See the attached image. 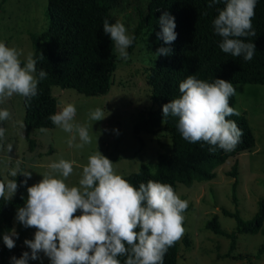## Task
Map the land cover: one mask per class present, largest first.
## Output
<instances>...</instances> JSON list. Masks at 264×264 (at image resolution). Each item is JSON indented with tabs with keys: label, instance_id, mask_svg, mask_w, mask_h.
I'll return each mask as SVG.
<instances>
[{
	"label": "clouds",
	"instance_id": "9594fccd",
	"mask_svg": "<svg viewBox=\"0 0 264 264\" xmlns=\"http://www.w3.org/2000/svg\"><path fill=\"white\" fill-rule=\"evenodd\" d=\"M258 0H211L209 7L223 3L213 21L214 32L222 37L220 49L234 57L249 61L254 57L256 45L244 38L255 36L253 18ZM161 32L158 38L166 44L177 39L175 17L165 12L159 19ZM103 31L109 35L119 56L128 59L127 49L135 37L128 34L125 25L117 21L103 22ZM171 49L161 47L156 56L168 55ZM22 50L0 41V104L14 95L28 101L38 94L40 80L47 77L43 70L36 76V60L29 53L22 64ZM41 56L43 54L41 53ZM179 98L163 105V121L169 115L178 117V129L190 143L204 142L210 145V152L216 147L233 151L243 136V131L234 120L227 117L239 115L230 106V97L236 95V88L229 81L215 79L208 82L189 75L179 83ZM76 107L73 104L61 106V110L49 116V120L67 133H76L80 143H74L77 136H71L69 147L83 148L92 143L88 127L74 123ZM103 109L90 110L89 119H105ZM12 120L7 108H0V122ZM162 121V122H163ZM41 132L47 131L41 128ZM6 129L0 127V148H5ZM13 145L8 143L6 151ZM73 163L64 159L53 162L49 167L53 174L27 187V201L20 207L16 219L25 228H35L34 239L24 241L31 252H23L20 258L13 256L12 264H28L43 253L50 264H121L118 259L125 256L124 264H164V256L174 246L185 229L184 213L188 202L182 200L170 184L155 180L133 186L117 174L113 162L97 151L88 157L83 166L78 186L69 187L65 182L73 173ZM23 175V181L31 178L30 171H19V161L8 170V175ZM16 179L0 180V198L11 199L18 190ZM80 211L81 215H75ZM138 229V230H137ZM18 232L13 228L3 235V242L9 250L15 247Z\"/></svg>",
	"mask_w": 264,
	"mask_h": 264
},
{
	"label": "rangeland",
	"instance_id": "374dc122",
	"mask_svg": "<svg viewBox=\"0 0 264 264\" xmlns=\"http://www.w3.org/2000/svg\"><path fill=\"white\" fill-rule=\"evenodd\" d=\"M110 1L111 22H122L128 34L135 37L132 50L130 47L127 49L128 59L121 58L115 47L118 63L110 92L105 96L86 97L75 90L53 89L59 99L58 111L69 103L76 107L74 123L88 127L91 144L83 148L69 147L67 141L73 135L77 136L74 143H80L78 135L55 126L45 132L40 129L30 131V139L34 141L31 147L24 126V98L14 95L0 104V108H7L12 114V120L0 122V127L6 129L5 148H0V171L3 179H13L8 175V170L19 161V171L32 173L27 185L23 184L25 200L28 197L27 187L40 182L45 174L55 175L49 165L60 159L74 162L73 173L65 181L71 187L78 186L83 166L87 164L89 155L97 151L113 162L117 174L125 177L139 171L143 165L155 172L160 154L166 146L171 145L170 133L165 129L159 130L156 135L135 134L136 124L147 117L153 107L147 77L148 70L155 66L159 58L155 55L159 49L156 30L151 27L139 29L144 19L142 15L146 14L151 0ZM47 8L48 0H0V41L22 50L20 59L23 63L29 53L34 59L31 36H41L48 29ZM234 87L235 109L248 119L256 146L252 151L232 157L218 167L214 180L197 182L192 187L178 185L177 195L186 200L190 207L189 211L182 213L185 231L178 240V264H264V254L257 256L264 241L262 232L256 235L237 234V246L232 255L256 256L249 261L226 258L231 239L206 227L217 216L222 229L234 233L237 230L236 219L224 215L223 209L237 213L245 221H252L258 214L259 201L264 198V85L241 84ZM97 107L103 109L106 118L90 120V110ZM8 143L13 145L11 152L6 151ZM235 164H238L236 179L228 175ZM2 225L0 215V264L1 253L6 246ZM13 228L19 238L13 237L15 247L7 260L8 264H12L13 256L20 258L22 252H31L24 241L34 239L36 231L35 228H25L20 222H13ZM18 250H23L19 252L21 256ZM28 264H50V260L40 253L39 259H29Z\"/></svg>",
	"mask_w": 264,
	"mask_h": 264
},
{
	"label": "trees",
	"instance_id": "16d2710c",
	"mask_svg": "<svg viewBox=\"0 0 264 264\" xmlns=\"http://www.w3.org/2000/svg\"><path fill=\"white\" fill-rule=\"evenodd\" d=\"M210 2L211 0H151L146 14L142 15L144 19L139 29L151 27L157 33L162 30L159 19L165 12L175 17L177 39L166 44L159 38V48H169L171 52L159 55L155 66L148 70L147 83L152 92L153 107L148 116L143 117L135 126L137 136L141 133L156 135L161 129L167 130L171 136V145L166 146L165 151L160 154L155 172L143 165L139 171L123 177L137 188L151 179L172 185L177 193L179 184L192 187L197 182L212 181L217 177L216 169L228 159L250 152L256 146L248 119L242 114L227 117L234 120L243 131L240 142L230 152L219 147L210 152L211 146L207 143H190L185 140L178 129V117L169 115L163 121V105L179 98V83L189 75L210 83L215 79H224L233 86L264 85V0H258L252 21L256 35L244 38L245 42L256 45L254 57L249 61L226 54L220 49L222 37L215 34L213 21L224 4L215 3L209 7ZM110 11V0H48V29L41 36H31L35 50L36 76L39 77L41 70L47 73V77L38 84V94L30 101L24 99V126L31 147L34 141L30 139V131L55 127L49 120V116L58 112L59 107V99L53 93L54 88L62 91L75 90L86 97L105 96L110 92L118 63L115 43L103 31L106 18L112 23ZM133 45L130 46V51ZM229 104L235 108V95L230 97ZM228 175L235 179L238 177V164L234 165ZM13 179L19 185L16 195L9 200L0 198L4 234L13 229V222H18V209L25 206L27 201L24 199V176L18 174ZM0 180H3L1 171ZM236 187L237 181L234 183V190ZM189 210L188 206L185 212ZM223 213L236 219V232L228 233L223 230L217 216L206 227L231 239V247L225 257L254 260L255 255L235 257L232 253L237 246V234L256 235L262 232L264 236V198L259 201L258 214L252 221H245L237 213L225 209ZM81 214L78 211L75 215ZM187 246L190 247V244L187 243ZM21 251L23 250H18V255ZM12 254L13 249L9 250L5 246L1 253L2 264H8L7 260ZM263 254L264 241L257 256ZM118 259L124 264L126 257L120 256ZM178 259L177 241L164 256V264H178Z\"/></svg>",
	"mask_w": 264,
	"mask_h": 264
}]
</instances>
